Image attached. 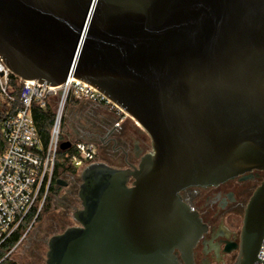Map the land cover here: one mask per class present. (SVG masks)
Wrapping results in <instances>:
<instances>
[{"label":"water","instance_id":"1","mask_svg":"<svg viewBox=\"0 0 264 264\" xmlns=\"http://www.w3.org/2000/svg\"><path fill=\"white\" fill-rule=\"evenodd\" d=\"M0 56L22 80L88 83L151 138L133 170L80 172L46 264H193L203 225L180 192L264 170V0H0ZM241 236L236 264H255L264 180Z\"/></svg>","mask_w":264,"mask_h":264},{"label":"built area","instance_id":"2","mask_svg":"<svg viewBox=\"0 0 264 264\" xmlns=\"http://www.w3.org/2000/svg\"><path fill=\"white\" fill-rule=\"evenodd\" d=\"M12 75L0 56V95L8 104L2 123L7 148L0 156V244L32 209L40 197L44 182L48 184L55 170L60 144L66 141H60L61 120L66 107L74 100L86 99L107 106L120 118L126 115L103 93L74 77H69L58 86L20 79L21 91L19 97H16ZM35 103L41 107L51 106L56 114L47 148L34 120ZM72 147L75 152L71 161L79 168V173L96 161L94 143L77 142ZM255 264H264V240Z\"/></svg>","mask_w":264,"mask_h":264},{"label":"flooded vegetation","instance_id":"3","mask_svg":"<svg viewBox=\"0 0 264 264\" xmlns=\"http://www.w3.org/2000/svg\"><path fill=\"white\" fill-rule=\"evenodd\" d=\"M77 134L94 140L95 143H92L96 145L97 153L100 152V158L96 156L95 162H104L116 169L133 170L139 166L141 157L152 149L149 135L127 115L122 118H116L112 114L96 116L88 130H80ZM70 174L71 181L63 185L68 187L65 196H59L58 177L54 189L51 190L50 183L54 174L48 180L46 193L55 200L60 198L68 204L67 208L72 207L75 212L81 208V201L78 189L80 206L77 208L71 205V196L76 194L78 179L73 173ZM263 180L264 170H253L218 185L189 187L180 192L183 201L198 213L203 225L202 232L192 249L193 264H236L244 259L241 235L245 211L250 198ZM132 181L129 186H132ZM68 215L63 214L61 220H66ZM173 254L179 264H187V254L182 250L176 248Z\"/></svg>","mask_w":264,"mask_h":264},{"label":"rangeland","instance_id":"4","mask_svg":"<svg viewBox=\"0 0 264 264\" xmlns=\"http://www.w3.org/2000/svg\"><path fill=\"white\" fill-rule=\"evenodd\" d=\"M5 103L6 100L0 95V105ZM109 114L114 115L116 118L119 117L116 112L110 110L108 107H101L96 103L87 101L70 103L66 107L61 120L63 138L71 140L73 143L94 142L92 138L80 136L77 132L80 130H88L90 123L96 120V116H108ZM63 138H61L60 141H62ZM97 154L98 158H100L99 151ZM66 172L68 171H65L63 168L60 169L58 178L63 182H68L72 179V174ZM73 175L78 179V185H76V195H73V197L71 196V205L79 208L80 201L77 197V190L81 184V177L80 173H73ZM57 190L59 191V196H65L68 187L58 184ZM49 196L51 198L49 205L48 202H41L39 205L42 218L38 221H34L27 227L23 233L21 242L8 254L10 260L9 264H46V254L48 251L47 241L50 237L63 232L68 227L76 225L72 217L74 209H72V207L67 208L68 204H65L60 198L55 200L51 195ZM65 213L69 215L66 220L62 221L61 216Z\"/></svg>","mask_w":264,"mask_h":264},{"label":"trees","instance_id":"5","mask_svg":"<svg viewBox=\"0 0 264 264\" xmlns=\"http://www.w3.org/2000/svg\"><path fill=\"white\" fill-rule=\"evenodd\" d=\"M12 82L16 86L15 95L19 97L21 87L20 79L12 75ZM77 102L74 100L72 103ZM8 109V104L0 105V156H2L7 148V143L2 132V123L3 119L6 116V111ZM33 115L35 123L39 129L40 136L43 140L45 148L49 145L51 139L52 129L55 123V111L51 106L41 107L38 103H35L33 106ZM63 138L61 135L60 139ZM66 140V139H62ZM75 152V148L72 147L67 150L60 149L57 153V163L54 170L53 181L50 183L51 190L54 189L56 184L57 177H59L60 169L69 171L71 173H79V168L75 166L72 161V155ZM64 160L61 162V160ZM47 181L44 182L43 188L40 194L39 199L36 201L32 209L28 212L25 218L21 221L20 225L0 244V264H9L10 260L8 254L15 249L23 238V233L34 221H38L42 218V214L39 210V205L41 202L50 204L51 198L46 193L47 191ZM76 195V194H75Z\"/></svg>","mask_w":264,"mask_h":264},{"label":"crops","instance_id":"6","mask_svg":"<svg viewBox=\"0 0 264 264\" xmlns=\"http://www.w3.org/2000/svg\"><path fill=\"white\" fill-rule=\"evenodd\" d=\"M78 101H80V102H86V101H87V102H91V101L86 100V99H78L77 102H78ZM91 103H93V102H91ZM96 104H97V103H96Z\"/></svg>","mask_w":264,"mask_h":264}]
</instances>
